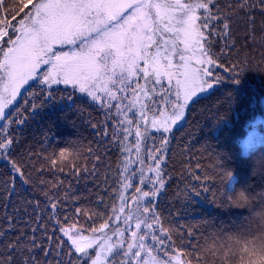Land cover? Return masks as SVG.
I'll return each instance as SVG.
<instances>
[{
    "label": "snow or ice",
    "instance_id": "1",
    "mask_svg": "<svg viewBox=\"0 0 264 264\" xmlns=\"http://www.w3.org/2000/svg\"><path fill=\"white\" fill-rule=\"evenodd\" d=\"M29 3L27 11V5L20 8L23 15L18 20L13 17L15 23L0 19V154L8 159L17 143L10 125L24 124L28 119L25 113L54 106L56 91L63 85L68 101L63 106L67 112L61 109L63 119H70L69 113H83V108L73 107V98L79 99V93L105 114V122L112 126L111 143L119 146L121 155L117 168L121 179L113 189L118 205L113 204L110 214L76 207L77 217L83 214L93 221L107 214L108 218L99 227H91V235H85L76 224L60 227L62 237H57L60 243L56 255H64L67 243L69 259L58 260L57 264H264V184L257 191L248 182V176L264 178V155L255 159L250 172L240 179L227 167L231 159L228 153L220 154L209 165L226 185L219 195L212 192L210 202L225 210L247 212L236 231L213 226L203 235L202 243L189 240L190 247L182 234L177 247L173 228L166 226L158 210L167 185L166 152L174 128L186 119L191 106L224 82L225 77L216 69L223 68L229 73L230 83L240 84L248 57L240 59L237 54L236 62L227 65L222 61L236 48L232 33L238 21L246 23L248 35L255 38L254 9L264 14V0H230L224 7L218 0ZM217 42L219 51L214 48ZM261 44L264 46V36ZM33 85H38V92L25 96L26 89ZM18 97H24L23 104ZM226 100L230 106L234 104L231 92ZM91 127L96 129L98 125L92 123ZM109 135L105 123L103 137ZM242 148L248 152L251 145L245 143ZM87 151L83 159L95 158V174L102 157L91 147ZM30 155L39 158L38 153ZM81 157L79 150L63 148L58 158L55 153L39 158L41 167L36 170L51 171L59 166L63 172L70 165L72 174L79 176L81 171H88L78 167ZM10 163L23 177L22 167ZM133 164L139 167L133 168ZM194 178L202 184L210 179L207 175ZM53 187L59 190L58 185ZM133 187L135 194L125 196ZM202 190L210 191L208 187ZM191 191L201 195L195 186ZM45 196L53 210L49 217L59 224L56 210L60 198L47 192ZM97 203L103 204V198L98 197ZM193 234L189 231L187 237ZM48 240L51 243L53 237ZM37 247L46 257L50 254L34 239L27 250L32 252ZM7 248L6 255L0 254V264H15V254L24 249L16 244ZM21 264H36V258L25 255Z\"/></svg>",
    "mask_w": 264,
    "mask_h": 264
},
{
    "label": "trees",
    "instance_id": "2",
    "mask_svg": "<svg viewBox=\"0 0 264 264\" xmlns=\"http://www.w3.org/2000/svg\"><path fill=\"white\" fill-rule=\"evenodd\" d=\"M218 2L224 7L230 0ZM232 2L234 3V0ZM0 5V19L6 18L10 23H15L23 15L20 12L21 7L27 5L25 11L31 7L29 0H0ZM254 15L255 38L248 35V25L238 21L232 33L236 48L222 61L227 65L229 61L236 62L237 54L240 59L248 57L249 63L240 77V84L230 83L229 73L223 68L216 69L225 77L224 82L215 85L211 95L191 106L186 113V119L174 128L170 136L166 152L167 185L160 195L158 210L165 218L166 226L173 228L177 247L182 234L186 237L185 244H188L189 240L196 243L198 239L202 243L203 235H207L213 226L236 231L237 226L247 216L246 211L225 210L210 202L212 192L219 195L220 189L226 185H222L221 177L217 176L209 165L213 164L220 154L228 153L231 159L228 160L227 167L240 179L242 174L250 172L252 162L264 155V46L261 44V37L264 36V14L256 8ZM13 17L16 20H13ZM220 47L219 42L215 43L216 51H219ZM38 90V85H33L32 88L26 89L25 96ZM68 92H71L70 88ZM229 92L234 98V104L231 106L226 100ZM66 96L67 92L60 86L56 91L57 100L54 106L50 104L31 114L25 113L28 119L24 124L10 125L17 143L8 159L1 154L0 254H7L9 244L23 248L22 253L15 254V264H21L25 255L35 256L36 264L67 261L69 244L63 246L64 255H56V246L60 243L57 237H62L60 227L76 224L85 235H91V227H99V224L108 218L107 214L101 219L94 218L93 221H89L83 214L77 217L76 207L92 211L99 209L102 213L110 214L113 204L118 205L117 194L113 193V189L121 179L117 174L121 155L119 146L111 143V123L105 122V114L97 105L91 104L79 93V99L73 98L76 100L73 107L83 108V113H69L70 119H63L61 109L68 103ZM62 97L65 99L62 100ZM18 99L23 104L24 97ZM63 111L67 112V109L63 108ZM92 123L98 127L93 129ZM105 123L110 134L107 138L103 137ZM245 143L251 145L248 152H243L242 145ZM89 147L102 157L95 174V158L83 159L88 156ZM63 148L79 150L82 157L77 161L78 167H86L88 171H81L77 176L72 174L70 165L64 167L63 172L59 170V166L51 171L36 170L41 167L39 158L53 153L58 158L59 151ZM36 153L39 158L37 155H30ZM10 161L17 162L22 167L23 177L14 172ZM120 170L122 171V168ZM205 175L210 179L203 184L194 178ZM25 180L28 182L25 183ZM248 182L258 191L264 184V178L259 175L248 176ZM133 183L138 184V180ZM54 184L58 185L59 190L53 187ZM193 186L201 192L200 196L192 193ZM203 187H208L210 191L204 192ZM46 192L60 198L56 210L59 224L49 217L53 210L45 196ZM131 194H135V187L130 188L125 196L131 198ZM98 197L103 198V204L97 203ZM205 221L210 224L205 225ZM189 231L194 233L190 238L187 237ZM49 236L53 237L51 243ZM33 239L44 250H50L47 257L41 247L28 252L27 248ZM63 239L67 240L66 237ZM188 246L190 247V244Z\"/></svg>",
    "mask_w": 264,
    "mask_h": 264
},
{
    "label": "rangeland",
    "instance_id": "3",
    "mask_svg": "<svg viewBox=\"0 0 264 264\" xmlns=\"http://www.w3.org/2000/svg\"><path fill=\"white\" fill-rule=\"evenodd\" d=\"M64 50H65V51L68 50L67 46L65 47ZM45 70H46V69H45ZM60 86H61V87H64L63 85H60ZM60 86H59V87H60ZM18 98H19V97H18ZM148 143H149V145H151V141H150V140L148 141ZM156 144H157V146H159V140H158V139L156 140ZM134 151H135V150L133 149V152H134ZM133 158H134V157H133ZM0 159H1V154H0ZM132 167H133V168H137V167H139V165H138V164H133ZM149 175H151V174H149ZM128 191H129V190H128ZM126 193H127V192H126Z\"/></svg>",
    "mask_w": 264,
    "mask_h": 264
}]
</instances>
